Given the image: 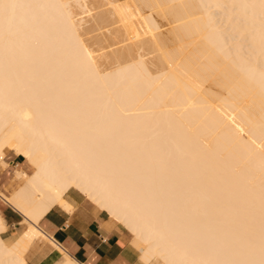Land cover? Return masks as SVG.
I'll return each mask as SVG.
<instances>
[{"label":"bare ground","instance_id":"obj_1","mask_svg":"<svg viewBox=\"0 0 264 264\" xmlns=\"http://www.w3.org/2000/svg\"><path fill=\"white\" fill-rule=\"evenodd\" d=\"M11 154L31 170L0 190L25 217L5 239L0 214V264L42 241L83 264L38 226L72 189L144 264H264V0H0Z\"/></svg>","mask_w":264,"mask_h":264},{"label":"crops","instance_id":"obj_2","mask_svg":"<svg viewBox=\"0 0 264 264\" xmlns=\"http://www.w3.org/2000/svg\"><path fill=\"white\" fill-rule=\"evenodd\" d=\"M20 157L8 158L10 165L0 169V190L7 194H10L13 171L22 162ZM78 192L72 189L66 195L73 205L72 213L55 206L42 217L38 226L47 232L46 235H51V239L83 264H144L140 251L133 246L131 233L108 212ZM0 214L8 226L3 237L13 239L19 236L25 228L24 215L1 197ZM61 257L60 250L43 241L32 245L27 252L29 264H60Z\"/></svg>","mask_w":264,"mask_h":264},{"label":"rangeland","instance_id":"obj_3","mask_svg":"<svg viewBox=\"0 0 264 264\" xmlns=\"http://www.w3.org/2000/svg\"><path fill=\"white\" fill-rule=\"evenodd\" d=\"M144 11L147 12V9H145ZM156 17H157L158 21H159L161 24H167L166 19H164L162 16L156 15ZM161 17H162L163 19H162ZM163 20H164V21H163ZM165 21H166V22H165ZM13 156H15V155H14V154H11V155L9 156V158H11V157H13ZM22 160H23V159H22ZM20 165H21L22 169H24L25 171H29V170H31L30 165L27 164V163H25L24 161H22V162L20 163ZM20 165H19V168H21ZM11 179H13V175H12V178H11ZM11 181H12V180H11ZM1 215H2V214H1ZM61 259H63V257H61Z\"/></svg>","mask_w":264,"mask_h":264},{"label":"trees","instance_id":"obj_4","mask_svg":"<svg viewBox=\"0 0 264 264\" xmlns=\"http://www.w3.org/2000/svg\"><path fill=\"white\" fill-rule=\"evenodd\" d=\"M20 158H21V159H23V157H22V156H21Z\"/></svg>","mask_w":264,"mask_h":264}]
</instances>
